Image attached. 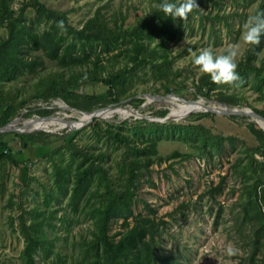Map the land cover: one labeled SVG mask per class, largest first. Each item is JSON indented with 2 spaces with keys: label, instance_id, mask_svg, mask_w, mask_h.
<instances>
[{
  "label": "rangeland",
  "instance_id": "obj_1",
  "mask_svg": "<svg viewBox=\"0 0 264 264\" xmlns=\"http://www.w3.org/2000/svg\"><path fill=\"white\" fill-rule=\"evenodd\" d=\"M26 1L7 0V4L14 15H18ZM40 1L48 8L64 12L67 22L77 29L96 9L117 24L123 19V25L128 26L141 22L160 3V0ZM199 9V12L188 13L186 18L176 17L173 20L176 37L167 44L173 58L172 69L178 72L176 80L180 82L170 83L169 87L173 90L168 93H174L171 96L179 101V97L190 100L204 97H191L193 83L201 74L192 60L200 49L210 47L220 53L235 43L238 45L237 62L245 57L252 44L242 39L243 24L249 16L264 10V0H219L218 4L206 3ZM24 12L23 18L30 24L29 19L34 18L36 13L30 6ZM4 20L5 17L0 18V40L7 39L9 35ZM114 53L117 54V51L100 55V63L104 66L101 70L103 76L124 64L122 55L110 57ZM33 58L38 59L34 72L24 68V72L15 78L0 80V105L28 99L26 106L20 107L14 116L20 117L17 125L23 123L26 126L28 122L24 119L36 116L56 115L64 119L60 118L52 127L45 128L51 131L37 129L21 132L36 134L44 131L54 134L43 140L41 135H36L37 142L47 146L44 155L32 156L20 166L0 159V264H30L22 256L26 242L24 231L30 235H43L47 240L32 251L31 264H58L59 260L62 264H85L86 260L90 262L92 259V239L98 230V208L105 202L102 196L106 194L103 180L98 178L97 172H92L83 185L77 203L71 202L75 172L83 154L77 151L70 153L65 142L71 139L86 153L103 152L101 161L106 173L104 180H109L113 189L126 193L129 186L126 182L127 169L122 160L123 146L111 138L94 133L91 128L94 117L79 128L65 125L67 120L76 121L79 113L62 108L68 105L62 99L54 98L50 103L33 100L31 96L44 88L46 80L55 76L54 72L62 71L64 78L70 74L68 69H61L55 60L49 59L42 52L29 51L27 59ZM252 58L251 63L256 68H262L259 75H256L254 68H244L243 76L237 82H213L211 97L207 99L222 102L217 98L219 94H235L240 99V104L235 107L264 109V36ZM91 66L90 63L85 68ZM136 72L124 82L120 98L124 100L121 103L123 107L137 109L142 116L121 115L117 112L96 117L99 128L107 124L115 128L114 124L122 120L137 124V120L143 118L159 123L202 124L212 135L221 136V145L217 148L208 141L202 149L199 145L201 137L196 136L193 141L192 134H183L181 138L175 133L169 138L159 139L155 145V154L149 156L151 163L147 168L139 170L137 187L130 200V213L126 218L110 220L107 234L118 240L126 227L142 225L151 220L158 226L153 252L167 257L166 260L171 258L173 264H259L264 254V245L257 244L254 249L256 243L252 241L259 226L258 218H247L248 214L253 213L249 205L253 194L252 184L261 179L257 191L264 192V165L260 163L264 162V149L247 128L249 125L259 127L258 124L246 115L212 112L210 115L189 117L191 113L205 112L202 110L180 114L174 119L150 120L144 116L160 118L170 111V105L165 102L169 96L148 101L144 96L146 93H168L163 92L162 82L152 80L148 67ZM106 89V85L97 80L81 83L77 88L84 94H102ZM131 92L137 95L128 96ZM142 96L143 102L138 107L129 103L134 97ZM206 103L214 105L211 101ZM32 107L40 110L50 108L54 112L33 113L26 117L24 114ZM104 109L114 110L110 107L100 110ZM163 110L164 115L160 113ZM122 131L131 134L125 127ZM135 135L140 136L138 133ZM9 137V145L19 149V152L23 151L20 139L11 134ZM134 155V152H128L127 160ZM251 155L256 159V162L253 161L256 171L247 172L246 175L241 167L245 163L247 165ZM228 247L235 249L234 254H227Z\"/></svg>",
  "mask_w": 264,
  "mask_h": 264
},
{
  "label": "trees",
  "instance_id": "obj_2",
  "mask_svg": "<svg viewBox=\"0 0 264 264\" xmlns=\"http://www.w3.org/2000/svg\"><path fill=\"white\" fill-rule=\"evenodd\" d=\"M218 1L196 0L198 7H194L191 11L199 12L200 6L206 3L211 5L218 4ZM27 6H30L36 13L34 18L29 19L30 24L26 23L23 18L24 9ZM216 16L218 17V15ZM4 17L9 35L7 39L0 40V80L13 79L17 74H22L24 68L34 72L38 59L28 60L27 54L29 51L42 52L49 59L55 60L61 69L70 71L66 78H64L62 71L54 72L55 76L46 80L44 88L37 90L31 96L33 100L50 103L52 99L60 98L69 106L91 111L95 108L121 101L120 97H122L121 92L124 89V82L130 79L132 75H135L138 69L145 67L149 68L153 81L162 82L163 92L165 93L173 90L169 87L170 83H180L176 80L178 72L172 69L173 58L167 48L168 42L176 37L173 25L174 19L170 16H164L158 6L153 8L152 13L141 22L131 23L128 26L123 25V19L120 24H117L116 21L113 22L106 18L99 9H96L81 28L77 29L67 22L64 12L48 8L40 0H27L21 6L18 15H14V11L8 7L7 0H0V18L4 19ZM58 20H63V30L57 26L56 22ZM39 28L41 30H38ZM261 40L258 44L251 45L245 57L238 62L237 71L240 77L243 76L244 68L256 69V75L262 72L261 66L256 68L251 63L252 57H254L255 52L260 47ZM113 50H116L117 54L114 53L110 57L122 55L124 64L116 71L103 76L101 70L104 69V66L100 63V55H106ZM90 63L92 66L85 68ZM75 66L80 68V70H77ZM90 80H97L106 85L105 93L84 94L77 90L81 83ZM212 89L213 81H211L209 75L201 73L196 82L193 83L191 97L196 98L197 95H203L206 98H210ZM135 95H137L136 92H131L128 96L132 97ZM217 98L230 106L240 104V99L235 94H219ZM143 99V96L134 97L129 103L138 107L143 102ZM15 102L11 101L0 105V126L9 122L20 107H25L28 99L23 98ZM36 107L28 108L24 115L29 117L33 113L50 114L54 112L50 108L40 110ZM252 109L264 116V109L255 107H252ZM160 113L162 115L165 114L164 110L160 111ZM211 113L208 111L191 113L189 117L197 114L210 115ZM137 121L139 123L130 124L127 120H122L114 124L115 128L109 126L112 124L99 128L96 117H94L91 127L94 133L111 138L113 141L122 144V160L127 169L126 182L129 186V190L126 193L113 189L109 180H104L106 173L101 161L103 152H100V154L86 153L79 149L77 144L71 139L65 142V145L69 146L71 150L70 153L77 151L83 154L76 168L71 202L73 204L77 203L80 193L83 191V185L92 172H97L98 178L103 180L102 185L106 194L102 196L105 202L98 208V230L92 239V259L90 262L86 260L85 264H173L171 258L166 260L167 257L153 252L154 236L158 233V226L153 221L148 220L142 225L136 224L126 227L118 240L107 234L109 222L120 217L126 218L130 213V200L132 199V192L137 187L139 170L147 168L149 163H151L152 160L149 156L155 154V145L159 139L169 138L175 133L181 138H183V134H192L191 139L193 141L196 140V136L201 137L202 141L199 145L202 149L207 146L208 141L214 143V147L217 146V148L221 145V136L212 135L202 124L159 123L150 122L144 118ZM143 124H146V126ZM123 127L129 130L131 134L122 131ZM146 128L148 129L142 132ZM247 128L264 149V129L255 125H249ZM186 130H189L190 133L188 134ZM137 133L140 136L137 137L135 135ZM10 134L20 139V146L23 151L19 152V149H14L9 145ZM133 134L135 137H132ZM36 135H41L42 140L54 136V134L44 131L36 134L17 131L0 132V159H6L12 165L20 166L23 161L28 160L32 156L44 155L47 146L43 142L38 143ZM128 152L135 153L129 160H127ZM248 161L247 165L245 163L241 167L246 175H248L247 172L253 173L256 171L253 164L256 159L251 155ZM260 163L264 165V162ZM21 168L24 169L23 166ZM259 183H261V179L255 181L251 186L253 194L249 200V205L253 209V213L251 212L247 215V218H258L259 226L252 237V241L256 243L254 244V249L257 248V244L261 243L264 245V192L260 193L257 191ZM26 233L27 231H24L26 242L22 249V256L25 262L31 264L33 260L32 251L40 243L43 241L47 242V240L43 235L36 236ZM58 264H62V262L59 260ZM259 264H264V254Z\"/></svg>",
  "mask_w": 264,
  "mask_h": 264
},
{
  "label": "clouds",
  "instance_id": "obj_3",
  "mask_svg": "<svg viewBox=\"0 0 264 264\" xmlns=\"http://www.w3.org/2000/svg\"><path fill=\"white\" fill-rule=\"evenodd\" d=\"M198 7L196 0H160L158 8L164 13V16H170L173 19L180 17L186 18L188 13ZM57 26L63 30V20H58ZM264 36V10H260L249 16L243 24L242 39L247 44L256 45ZM237 48L233 43L223 52L217 53L210 47H203L193 56L192 62L198 66L199 71L207 73L214 83L232 84L241 79L237 69ZM228 255L235 252L233 247L226 249Z\"/></svg>",
  "mask_w": 264,
  "mask_h": 264
},
{
  "label": "water",
  "instance_id": "obj_4",
  "mask_svg": "<svg viewBox=\"0 0 264 264\" xmlns=\"http://www.w3.org/2000/svg\"><path fill=\"white\" fill-rule=\"evenodd\" d=\"M171 95H175L174 93H168L166 95H157V94H150V93H146L144 96L145 98L148 100V101H151V100H161L162 98L164 97H168V96H171ZM180 100L182 101H193V102H197L198 99H185L183 97H179ZM200 99H203L205 102H208V101H211L214 103V105H209L207 103H202L204 109L202 111H208V112H213V113H219V114H235V115H246V116H249L251 117V119H253L260 128L264 129V116H262L261 114H259L258 112L254 111L253 109L251 108H248V107H244V108H238V107H235V106H230L228 104H225V103H222V102H219L217 100H209L205 97H200ZM124 100H121L119 102H115V103H111V104H108L107 106L105 107H100V108H95L91 111H86V110H80L78 108H75V107H72V106H69V105H65V106H62V108H66V109H70L72 111H77V112H87V113H91L92 115L89 117V119L85 122H89V120H92L93 117H97L94 113L100 109H103V108H116V107H123L121 105V103L123 102ZM217 104V105H216ZM129 110H131L133 113V115L135 117L137 116H142L137 109H134V108H129ZM187 115V114H186ZM45 117H59V116H55V115H48V116H36V117H33V118H29V119H36V118H45ZM146 118H149L150 120H159V121H163V120H166V119H174L170 113L168 112L166 115L160 117V118H151V117H147V116H144ZM19 118L20 117H13L9 122H7L6 124L0 126V132H6V131H17V132H29L31 130H25V129H20L21 126H23L24 124L22 123L21 125H17L19 121ZM61 118V117H60ZM61 119H64V118H61ZM66 120V119H65ZM70 121V120H68ZM70 128V127H69Z\"/></svg>",
  "mask_w": 264,
  "mask_h": 264
},
{
  "label": "bare ground",
  "instance_id": "obj_5",
  "mask_svg": "<svg viewBox=\"0 0 264 264\" xmlns=\"http://www.w3.org/2000/svg\"><path fill=\"white\" fill-rule=\"evenodd\" d=\"M168 100H165L166 103H168L170 105V115L172 117H175L177 115L180 114H187L191 111H201L204 109L202 103H206L203 99H198L197 102H193V101H179L177 100V98L175 96H169V98H166ZM114 110H108V109H104V110H98L96 111L94 114L97 117H104L107 114H112V113H119L121 115H133L132 111L129 110L128 108L122 107V108H111ZM174 109V110H172ZM120 110V112H119ZM123 111V112H121ZM75 112V111H74ZM77 112V111H76ZM127 112V113H125ZM78 118L76 119V121L71 122V121H66L67 126L71 127V128H79L82 125L85 124V122L89 119V117L92 115L91 113H87V112H78ZM73 115V114H72ZM56 116V115H55ZM60 119V117H45V118H36V119H24L28 122V125L26 126H21L20 129H25V130H37V129H42L45 131H51L49 129H45V128H49L52 127L54 124H56V122Z\"/></svg>",
  "mask_w": 264,
  "mask_h": 264
}]
</instances>
